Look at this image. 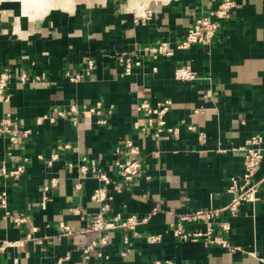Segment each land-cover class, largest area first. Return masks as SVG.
Masks as SVG:
<instances>
[{
    "label": "crops",
    "instance_id": "1",
    "mask_svg": "<svg viewBox=\"0 0 264 264\" xmlns=\"http://www.w3.org/2000/svg\"><path fill=\"white\" fill-rule=\"evenodd\" d=\"M221 1L72 0L68 9L51 7L31 17L20 0H0V75L10 71L0 120L10 116L31 131L15 141L0 133V192L8 193L9 212L5 215L0 205V241L17 243L0 251V264H14L15 257L20 264H59L66 256L64 264H152L155 259L264 264L263 188L261 199L243 202L237 216L227 210L222 214L230 229L216 233L234 250L204 240L184 241L171 230L182 214L230 202L231 178L241 180L244 169L238 148L255 133L264 136V0H235L210 46L176 47L193 21ZM158 41L168 42L174 53L140 56L130 74H121L119 53ZM90 61V73L82 80L66 76L67 70L84 72ZM181 64L190 65L198 78L177 80L174 71ZM23 71L28 74L24 81L19 78ZM163 99L172 101L165 118L168 125L180 126L179 139H156L144 129L147 116L137 105ZM96 102L103 107L99 116L82 111L58 115L72 103L82 110L83 104ZM43 115L56 119L37 123ZM189 123L207 133L205 143L188 129ZM127 140L139 150L143 175L115 192L113 185L121 181L115 160L125 155L116 149L126 150ZM60 141L71 148L58 149ZM54 153L58 157L50 162ZM21 162V178L1 172L2 166L12 169ZM93 162L112 178L107 220L118 223L129 215L156 212L135 230H87L104 205L92 198L104 183L81 171ZM256 177L264 183V159ZM19 214L26 218L21 224L14 221ZM61 222L73 232H62ZM186 227L206 229L205 223ZM151 234H160V241L149 242ZM103 235L107 243L85 256L84 249Z\"/></svg>",
    "mask_w": 264,
    "mask_h": 264
},
{
    "label": "built area",
    "instance_id": "2",
    "mask_svg": "<svg viewBox=\"0 0 264 264\" xmlns=\"http://www.w3.org/2000/svg\"><path fill=\"white\" fill-rule=\"evenodd\" d=\"M235 6V0H222L218 6L214 9L208 11L207 14L201 15L193 21L190 26L187 35L181 39L176 47L180 49H186L193 45H203L210 46L214 40V37L221 26L223 20H226L230 17L232 8ZM174 53L173 47L166 41H158L153 45H147L140 47L133 51L122 52L117 55V60L122 63L123 71L122 75H128L131 73V70L135 65L140 64V56L149 55L154 58L160 56H171ZM92 61L89 63V67L84 70V72H72L70 70L66 71V76L74 82L82 80L85 75L90 73L92 67ZM175 78L179 81L187 82L193 81L198 78L197 73L193 70L190 65L181 64L175 68L174 71ZM28 74L26 72H21L19 78L21 80H26ZM10 77V71L7 69L0 75V100L8 99V95L5 94L6 86L8 83V78ZM41 76H36V79H40ZM172 107V101L170 99L158 100L155 104L151 103L149 100H143L139 102L137 108L139 111L143 112L147 116V126L145 130H149L151 134L156 139L166 138V139H179L181 135V128L179 125L172 126L168 125L165 118L167 112ZM102 104L101 102H96L95 105H86L83 104L82 110L78 103H72L68 110L58 111V115L65 117L68 114H79L83 112L86 115H96L99 116L102 114ZM198 111V109H196ZM44 119H49L51 122L55 121V117L43 115L37 118V123L41 124ZM104 120L99 119L98 122H103ZM188 129L192 131H197L199 140L202 143L207 141V133L203 130L198 129L194 124L189 123ZM8 133L9 139L15 141L20 137L27 136L30 134V129L24 128L21 125H18L13 122L10 116H5L0 120V133ZM58 149H69L71 144L68 142H58L56 144ZM126 150L117 147V153H123L124 158L118 157L115 160V166L120 175L121 181L113 185V191L122 192L133 181L143 175V164L142 158L139 155L138 148L132 143V141H126ZM243 152L244 155V164H243V174L240 179L235 177L231 178V183L227 188V192L231 194L230 202L224 207H215V208H200L195 209L189 213L182 214L179 218V221L173 223L172 233L174 236L179 237L184 241H200L204 240L210 245L220 244L223 247L229 249H236L237 247L232 246L229 240L220 233L217 234L216 230L222 229L223 231H228L230 229L229 221L222 220V214L224 211H228L229 214L234 217L237 216L240 211V206L243 202H252L256 203L261 198L258 193L261 188L264 189L263 180L257 179L256 175L261 167V163L264 159V136L262 133H255L249 137L244 146L238 148ZM58 154L54 153L50 162L54 159H57ZM81 171L84 174L95 175L101 180L104 185L96 188L93 192L92 198L96 201H103V211L98 213L88 224L87 230H96L102 231L105 229H113L117 226L125 227L128 229L135 230L138 224L146 222L150 216L156 212L157 208L153 212L145 216H138L136 214L129 215L122 221L116 223L115 221L107 220L104 216V211L110 209V199L112 196L109 194L107 185L112 183V178L103 171L100 167L92 163V167L86 165L81 166ZM1 172L11 177L12 179H19L25 172L24 163H18L14 168L8 169L5 166L1 167ZM55 184L56 181L54 180ZM264 201V200H263ZM0 205L5 210V215H8L7 211L8 205V193L7 191L0 192ZM77 210V209H74ZM80 213L79 210H77ZM120 217H116L115 220H119ZM14 221L18 224L26 221V218L22 215H15ZM186 223H205L206 229L202 230L200 228L189 230L186 227ZM62 232L71 234L72 227L64 222L60 223ZM36 230V228L34 227ZM30 237V234L28 235ZM160 234H151L147 236V240L151 243L160 241ZM108 241V235L101 236L100 239L93 241L86 249H84V255L89 256L90 253L97 249L99 246L106 244ZM17 244L8 239L0 241V251H3L9 246ZM125 254V252H123ZM98 255H102L98 251ZM69 256L59 259V264H64ZM14 264H20L17 257L14 258ZM152 264H178L172 259H155Z\"/></svg>",
    "mask_w": 264,
    "mask_h": 264
},
{
    "label": "bare ground",
    "instance_id": "3",
    "mask_svg": "<svg viewBox=\"0 0 264 264\" xmlns=\"http://www.w3.org/2000/svg\"><path fill=\"white\" fill-rule=\"evenodd\" d=\"M20 1L25 5L26 10L27 12H29V15L31 17L42 16L45 13H47L51 7H63L68 9L72 5L71 4L72 0H20Z\"/></svg>",
    "mask_w": 264,
    "mask_h": 264
}]
</instances>
